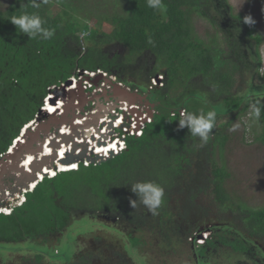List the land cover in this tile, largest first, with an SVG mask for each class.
Returning a JSON list of instances; mask_svg holds the SVG:
<instances>
[{
    "label": "trees",
    "instance_id": "obj_1",
    "mask_svg": "<svg viewBox=\"0 0 264 264\" xmlns=\"http://www.w3.org/2000/svg\"><path fill=\"white\" fill-rule=\"evenodd\" d=\"M96 1L88 6L89 0H36V8L33 0H8L0 8V156L35 119L46 95L79 71H116L146 85L162 74L163 85L153 96L156 112L140 136H126L119 154L43 177L9 213L0 212V244L39 246L32 258H21L23 264H133L132 250L105 249L109 245L101 236L92 237L95 247L76 250L75 236L69 235L73 249L59 251L61 235L74 231L72 224L80 220L125 227L132 249L142 254L146 246L155 248L152 259L161 264H264V206L249 209L235 202L226 185L230 173L216 158L236 117L259 101L245 91L254 77L263 79L261 36L241 13L233 15L228 0H163L166 13L149 8L147 0H112L107 11ZM54 4L60 11L51 10ZM80 12L99 14L110 31L80 23ZM23 13L40 15L44 27L55 30L53 37L22 34L11 21ZM196 17L215 28L208 41L195 34ZM136 63L144 65L138 75ZM185 109L217 112L203 147L187 127L178 126ZM259 118L258 140L264 145V111ZM138 181L164 188L157 215L138 201L131 206L136 199L131 185ZM214 225L225 231L197 245L196 234ZM0 264L7 263L0 258Z\"/></svg>",
    "mask_w": 264,
    "mask_h": 264
},
{
    "label": "rangeland",
    "instance_id": "obj_2",
    "mask_svg": "<svg viewBox=\"0 0 264 264\" xmlns=\"http://www.w3.org/2000/svg\"><path fill=\"white\" fill-rule=\"evenodd\" d=\"M8 0H0V8H3ZM46 1H53V0H46ZM107 6L100 7L102 11H107L110 9L111 1L112 0H101ZM100 1V2H101ZM96 0H89L88 6H91L93 3H96ZM99 2V3H100ZM229 4L233 7L232 13L237 14L241 13L243 20L245 16H251L252 20L254 21L253 24L248 26L254 27V34H259L262 38V41L259 46V54L261 57V65L259 68V73L264 76V0H228ZM98 9V8H96ZM53 11H60V7L54 4L51 8ZM111 11V10H110ZM78 14L79 22H85L91 28H97L99 31H110L111 27L104 22L100 15L97 13H76ZM89 17H86V15ZM75 15V16H76ZM195 34L197 37L207 40L212 38L215 34V28L212 27L210 21L205 18L196 17L195 19ZM78 28V27H77ZM77 31V30H76ZM84 31L76 32L83 35ZM85 34L87 32H84ZM217 36V35H216ZM219 35L217 36V38ZM251 45V44H250ZM220 46V45H219ZM119 46L116 48L118 50ZM160 73L157 74L158 80H160ZM164 79V76H163ZM159 83L156 80H152V83ZM162 81V80H160ZM254 84L249 86L245 92L250 94V98L257 97L260 102L264 104V86H258L260 80L254 77L253 79ZM245 83H242V86ZM56 89V88H55ZM53 89V90H55ZM53 90L50 93H53ZM149 93L150 89H146ZM57 102L58 98H54ZM152 101L154 97L151 98ZM49 103L55 104L54 102L50 101ZM124 105V102H123ZM48 105H46L47 107ZM58 106V105H56ZM109 104L105 106L108 109ZM105 110V109H104ZM58 109L55 110L57 113ZM98 111H100L98 109ZM62 112V110H61ZM91 113L87 112L86 114ZM252 103H250L249 109L243 115L235 116L236 119L233 121L231 128L228 130L229 140L226 142L222 155L216 153L217 160L224 164L227 170L230 173V177L227 180V189L229 190L232 199L235 202H239L241 206H245L249 209H257L264 206V145L261 144L259 136L262 131V123L260 118L256 119L252 115ZM57 115H59L57 113ZM222 119L220 121H225L226 119L221 116ZM239 124L240 127L236 128L235 125ZM92 126L86 128L87 137H91L92 134L95 135ZM235 129V130H233ZM21 134V132H20ZM19 134V135H20ZM85 136H81V138H85ZM95 137V136H94ZM59 140V139H58ZM47 143V142H46ZM47 146V145H46ZM49 146V145H48ZM66 146L58 148V151H65ZM46 154L51 153L50 146L46 148ZM113 150H106L105 153H110ZM41 177V175L39 176ZM21 200V199H20ZM18 201H11L9 202V206L16 205L20 202ZM232 206V205H231ZM235 207V206H233ZM6 208V207H3ZM1 208V209H3ZM9 208H7V213ZM90 220V219H89ZM88 220V221H89ZM91 221V220H90ZM217 224V223H216ZM216 228L223 225H214ZM74 231H67V235H61L62 240L59 243L58 250L63 252V254H67V252L73 249L71 241L72 237L69 235H74V244L75 248L81 249L83 247H95L93 242L94 236H101L109 246L105 245V249L110 247L109 249H121L125 247L132 252H128L129 256H131V261L133 264H161L158 258L152 259V256L155 255V248L146 246L144 247V253L139 254L138 250H133L131 245L127 242L126 232L127 229L125 227L113 229L114 225H110L109 227L102 226L100 223L96 222L93 223L85 221L81 222L80 220L76 221L71 226ZM84 230V231H83ZM208 233V232H207ZM77 234V235H75ZM150 237V236H149ZM145 238H148L147 235ZM103 240V241H104ZM92 241V242H91ZM105 242V244H106ZM27 243H20V244H0V258H2L3 262L7 264H23L21 262V258H32L33 255L36 253L39 246ZM129 250V251H130ZM48 259L47 257H45ZM153 260V261H152Z\"/></svg>",
    "mask_w": 264,
    "mask_h": 264
},
{
    "label": "water",
    "instance_id": "obj_3",
    "mask_svg": "<svg viewBox=\"0 0 264 264\" xmlns=\"http://www.w3.org/2000/svg\"><path fill=\"white\" fill-rule=\"evenodd\" d=\"M96 76L92 81L94 84H96L95 80L101 77L102 74L99 73ZM86 79L89 80V77L87 76ZM105 81L111 83L107 79ZM70 84H72V80L67 79L64 85L56 89L63 91L61 93L65 101L62 109L63 113L60 115L56 113L49 114L44 109H39L32 125L25 127L19 138L13 142L12 147L0 156V209L3 207L8 208L9 202L18 200L25 192L30 191L41 178L52 175L45 173L44 169H51L53 172H56L58 164L69 165L83 160L92 164H100L115 156L111 152L109 156L102 157L94 153L92 149H89L86 141L83 143L76 141V138L79 139L81 136H85L86 128L90 126L96 127L102 115L100 111L88 114L82 113L85 105L92 97L86 95L80 83H77V89L66 91L65 87ZM113 85V88L110 90L112 94H108L104 90L101 96L105 99L111 96L116 102L125 101L128 104L145 98L126 85L122 86L118 83H114ZM54 94L57 95L55 92ZM95 98L97 100L99 96L95 95ZM75 100L79 103L77 107L73 106ZM50 101L55 102V99H51ZM149 106L153 107V104L149 103ZM150 114L153 115V113ZM75 119H82V123H75ZM63 124L69 126L70 133H59ZM101 137V139H97V145L105 141L106 136L101 135ZM47 139L49 143H46ZM46 145H49L51 148V153L49 154H46L44 151ZM62 145L66 146V152L63 157H58L57 150ZM78 149L80 150L79 152H77ZM28 155L32 159L28 165H24ZM40 175L41 178L39 177ZM199 237L202 236L199 235Z\"/></svg>",
    "mask_w": 264,
    "mask_h": 264
},
{
    "label": "clouds",
    "instance_id": "obj_4",
    "mask_svg": "<svg viewBox=\"0 0 264 264\" xmlns=\"http://www.w3.org/2000/svg\"><path fill=\"white\" fill-rule=\"evenodd\" d=\"M45 2H46V0H45ZM147 4H148L149 8H151L157 12L166 13V11H167V7L164 4L163 0H147ZM33 7L39 8L40 4L36 3V0H33ZM243 22L245 24H249V25L254 23L251 16H245ZM11 23L13 25H15L16 28H19V30L22 34H26L28 36V38H41V39L47 40V39H50L53 37L54 31H55L54 29L45 28L44 27L45 21L38 14L23 13V14L19 15L18 17H13ZM148 43L149 44L154 43L151 36L148 37ZM68 79L72 80V84L65 87L66 91H69L70 89H77V86H78L77 83H80L82 86V89H84L83 84L80 81L73 79V78H68ZM152 80H156L159 83V85H157V83H155V81H154V83H152ZM160 80H162V81H160ZM160 80H158L157 75L153 76L151 78L150 83L147 84V86L145 87V90L150 89V91H151L154 88L156 89V88L162 86L163 85V75L162 74L160 75ZM61 85H64V83H62ZM60 86L55 87V88L57 89ZM55 88H53V89H55ZM56 89L53 90V93H50L51 92L50 91L48 94L52 95L50 97V99L58 98L57 101H59V99H62L63 104H60V108L63 109V107L65 105V101L61 96V93L63 91L56 90ZM130 89L134 90L132 88H130ZM134 91L137 92L138 94L142 95V92H140L138 90H134ZM54 92L57 95H55ZM140 101L141 100L134 102V103H131V104H128L127 102L124 101V103L126 105L127 104L128 105L133 104V105H137L139 107H142V106L137 104V103H140ZM121 102H123V101H118V102H114V103L110 104L108 109H112L117 105H121ZM125 104H124V106H125ZM152 104H153V107L147 105L148 108L143 109L151 117V119L153 118V116L156 112L155 103H152ZM103 106H106V105L103 104ZM43 107H44V103L40 107V109H44L46 111L47 109H45V107L44 108ZM262 111H264V104H262L260 101H256L252 104L251 115L254 118L259 119ZM46 112H48V111H46ZM100 112H101V115H103L105 112H107V110H102ZM150 113H153V115H151ZM216 119H217V112L214 110H209V111L205 112L204 109H200L199 113H195V112L187 111L185 109V110L180 112V116L177 119V121H178V126L180 128L187 127L191 136L197 137L199 139V142H200L199 146L203 147L205 144L208 143V141L210 139V133L212 132L213 128L216 125ZM235 127L238 128V127H240V125L237 124V125H235ZM233 130H235V129H233ZM20 132L22 133V130ZM19 136L16 139H18ZM16 139H14V141ZM12 145H13V143H12ZM12 145L10 147H12ZM79 163H82V161L78 162V163H76V162L71 163V164L76 165V167H72V169H69V170H76ZM69 170H64V171H69ZM49 177H52V176H49ZM131 191L135 194V197H136V199L130 201V204L132 207H135L136 202L138 201L145 208H147V210L152 215L158 214V209L162 205L163 200H164V195H165L164 188L160 184H158L154 181H138V182H135L134 184L131 185ZM18 200H20V202L18 203V204H20L24 200V194L20 198H18ZM18 200H16V201H18ZM11 207L12 206H9L8 208L11 209ZM6 210H7V207L0 209V212H5ZM9 212H7V213H9ZM204 234H206V233H204ZM201 236L202 237H199V235H196V240H195L196 242L195 243L197 245L204 243L205 239L207 238V235H201Z\"/></svg>",
    "mask_w": 264,
    "mask_h": 264
},
{
    "label": "built area",
    "instance_id": "obj_5",
    "mask_svg": "<svg viewBox=\"0 0 264 264\" xmlns=\"http://www.w3.org/2000/svg\"><path fill=\"white\" fill-rule=\"evenodd\" d=\"M83 83H84L83 88H86V85H89L86 81H83ZM51 96H52L51 94H48L44 98L43 103H44L45 108H46L47 102H49V99ZM60 104H63L62 99H59V101H57L55 104H52L56 107L55 110L58 109L57 112L62 110L60 108ZM56 105H58V106H56ZM123 106L124 105H122V106L117 105L112 109H108L107 112H105L102 116H100L97 126L91 127V129H93L95 135L92 134V136L88 138L87 134H86L85 139H83V138L77 139L76 138V141L78 143H83L84 141H86L88 144V148L92 149L93 144L97 145V143H96L97 139H101L102 138L101 135L105 134V136H106L104 139L105 141L116 144V147L111 149V150H113V154H115V155L119 154L125 148L126 136L127 135L140 136L142 134V130H143L144 126L146 125V123L151 120V117L145 111H143V113H138V115L135 112H133L135 109L139 110V106L133 105V104L132 105H128V104L126 105L125 104V106L124 107ZM119 119H121L122 121H118ZM76 122L82 123V119H78V120H76ZM121 123H123L124 126L120 127L119 124H121ZM109 125H110V127H109ZM96 128H97V130H96ZM88 139H90V140H88ZM105 145L106 144L101 145V146H105ZM79 151L80 150L78 149L77 152H79ZM93 152L96 153L97 151L94 150ZM103 154H107V153L104 152ZM82 163L85 166L89 164V162H87L85 160H83ZM72 167H76V165H74V164L66 165L67 169H64V170L72 169ZM64 170H60L58 167L56 172H54V173L61 172ZM10 210L11 209H9L8 212Z\"/></svg>",
    "mask_w": 264,
    "mask_h": 264
},
{
    "label": "bare ground",
    "instance_id": "obj_6",
    "mask_svg": "<svg viewBox=\"0 0 264 264\" xmlns=\"http://www.w3.org/2000/svg\"><path fill=\"white\" fill-rule=\"evenodd\" d=\"M99 73H101L102 74V76L101 77H99L98 79H96L95 80V82H96V84H94V82H92L97 76V74H99ZM89 77V80L88 79H86V77ZM70 78H73V79H76V80H78V81H80L83 85H84V83H83V81H86L89 85H86V88H84L83 90H84V92L86 93V95H88V97H92L91 98V100L85 105V107L90 103V102H98V103H100V97H103V96H101V94H102V92L104 91V90H106L107 91V93L109 94V91H108V89H109V85L110 86H114L113 84L114 83H118V84H120V85H126V84H123L122 82H120V81H117L116 80V77H115V75H111V74H108L107 72H105V71H102V70H97V71H79L78 72V74L77 75H72ZM105 79H107V80H109V81H111V83L110 82H106L105 81ZM100 84V85H99ZM92 87H95L96 89H94V92H98V90L100 91V93L99 94H96V93H93L92 91H90L91 90V88ZM108 87V88H107ZM113 88V87H112ZM104 93V92H103ZM95 95H97V96H99V98L96 100V98H95ZM106 101H107V103L110 105L111 103H114V102H116L111 96H108V98L107 99H105ZM47 107L45 108V109H47L46 111H48V113L49 114H53V113H55V106L54 105H52V104H50L49 102H47ZM79 105V103H78V101L76 100L75 101V103H73V106L74 107H77ZM121 105H123V102H121ZM85 107H84V111L82 112V113H87L86 111H85ZM124 107V106H123ZM145 107H139V110H134L133 112H135L137 115H138V113H143V109H144ZM108 110L107 108H105V106H96V108H94V109H92V113H95L97 110ZM76 110H78L77 108H76ZM181 111H183V110H181ZM77 112V111H76ZM79 112V111H78ZM59 115L61 114V113H63V110H62V112L61 111H59V112H57ZM56 113V114H57ZM37 117V116H36ZM36 117H35V119H36ZM35 119H33L32 121H30L28 124H26L21 130H23L25 127H29L30 125H32V123L35 121ZM76 120H78V119H75V123H77L76 122ZM118 121H122L121 119H119ZM81 122H79V124H80ZM112 124V123H111ZM121 124H123V123H121ZM77 125V124H76ZM120 127H122L121 125H119ZM109 127H110V125H109ZM59 133H61V134H65V133H70V131H69V126H66L65 124H63L62 126H61V128H60V131H59ZM105 135V134H104ZM61 136V135H60ZM128 136V135H127ZM134 136V135H133ZM17 140V139H16ZM60 140V139H59ZM126 140V139H125ZM46 142L47 143H49V140L47 139L46 140ZM104 142H105V146H101V145H104ZM102 144H99V148H98V150H99V154L101 153V154H103L104 152H106V150H108V151H110L112 148H115L116 147V144L115 143H110V142H107V141H104ZM47 147H49L48 145L47 146H45V148H44V151L46 152L47 150H46V148ZM61 147H63V145L61 146ZM111 152H113V151H111ZM110 152V153H111ZM109 153V154H110ZM109 156V155H108ZM58 157H61V156H58ZM102 157H105V156H102ZM107 157V156H106ZM31 159H32V157L31 156H27V161L25 162V164L24 165H28V163H29V161H31ZM64 165V164H63ZM63 165L62 164H58V167H59V169L61 170L62 168H63ZM44 172L45 173H49V174H52L51 176H53L55 173L53 172V170H47V169H44ZM41 178V177H40ZM7 211V210H6Z\"/></svg>",
    "mask_w": 264,
    "mask_h": 264
},
{
    "label": "flooded vegetation",
    "instance_id": "obj_7",
    "mask_svg": "<svg viewBox=\"0 0 264 264\" xmlns=\"http://www.w3.org/2000/svg\"><path fill=\"white\" fill-rule=\"evenodd\" d=\"M123 48L120 46L118 48V52L120 53H123ZM143 66L142 64H139V63H136L134 65V71L135 73H137L136 75L140 74L141 70L143 69ZM111 75H115L116 77V80L117 81H120L122 82L123 84H126L127 86H129L130 88L134 89V90H138L140 92H142V95L145 96V98L143 100L140 101V103H137L138 105L142 106V107H145V108H148L147 105H149V103H155V108H156V104H157V101L154 99L152 101L151 98H153V96L155 95V88L152 89L149 93H147L148 91L145 90V87L147 86L146 83H145V80H139L137 81L134 77H132L131 75L130 76H126L124 73L119 75L116 71H113L110 73ZM143 74V73H142ZM129 75V74H128ZM152 78V77H151ZM151 78H150V81H151ZM134 82V83H133ZM150 82H148L149 84ZM100 85V84H99ZM258 86H264V76H263V79L260 81V83L258 84ZM113 86H110L109 85V90H111ZM108 88V87H107ZM94 89H96L95 87H92L90 91H92L93 93H96V94H99L100 91L98 90V92H94ZM110 94H112L110 91H109ZM263 103V102H262ZM104 105H107V101L105 100L104 97H100V103H96V102H90L86 107H85V111L86 112H91L92 109L96 108V106H103ZM151 108V107H150ZM98 111V110H97ZM102 111V109L100 110ZM121 126H124V124H119ZM95 139V138H94ZM100 146L98 145V148ZM99 150H97L96 153L99 154L98 152ZM63 165V164H62ZM66 167V165H63V168L61 170H64ZM105 221V220H104ZM225 231V228H219V227H206L205 226V230L204 231H200L198 234L196 235H207V237L209 235H216L217 233L219 234H222V232ZM208 232V233H207ZM206 233V234H204ZM126 234V233H125ZM264 259V258H263Z\"/></svg>",
    "mask_w": 264,
    "mask_h": 264
}]
</instances>
